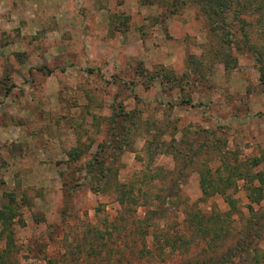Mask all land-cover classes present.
Returning <instances> with one entry per match:
<instances>
[{
	"label": "rangeland",
	"instance_id": "374dc122",
	"mask_svg": "<svg viewBox=\"0 0 264 264\" xmlns=\"http://www.w3.org/2000/svg\"><path fill=\"white\" fill-rule=\"evenodd\" d=\"M256 13L0 0V264H264Z\"/></svg>",
	"mask_w": 264,
	"mask_h": 264
},
{
	"label": "trees",
	"instance_id": "16d2710c",
	"mask_svg": "<svg viewBox=\"0 0 264 264\" xmlns=\"http://www.w3.org/2000/svg\"><path fill=\"white\" fill-rule=\"evenodd\" d=\"M196 3L199 4L201 10L209 17V18H214L217 28L221 29V31L225 30V36L222 37L224 38H229L227 37L229 34L227 33L226 27L230 24L229 21H240L243 22V13L247 12H257L256 10L260 9L262 11L259 14H254V20L260 21V18L264 16V0H195ZM263 14V15H261ZM229 23V24H227ZM255 24V23H254ZM242 26V25H239ZM217 30V29H216ZM238 32L242 35L240 38L244 45L246 44L244 39H245V31H242V27L239 28ZM262 33H264V29L262 28ZM233 33H231L232 37ZM247 48L252 51L256 52V47L253 45V43L247 44ZM256 55H260V51L256 52ZM258 60H262L261 57L258 58ZM261 63L258 66L259 72L262 74L263 73V68H264V63L260 61ZM200 184L201 188H204L206 185H210L213 188H216L217 184H213L209 179L205 180L203 177H201ZM221 183L225 186H230L233 184L232 181L229 179H219ZM260 180V179H259ZM244 186L246 189H249L251 191H260V188L257 186L254 187L251 183V179H247L244 182ZM218 188V187H217ZM226 187H221L216 189L218 190H225ZM204 190V189H203ZM254 193V192H253ZM248 198H252L251 195L248 193L247 195ZM257 197H255L256 201ZM224 200L228 203L229 200H226V197H224ZM255 254L253 253V256Z\"/></svg>",
	"mask_w": 264,
	"mask_h": 264
}]
</instances>
